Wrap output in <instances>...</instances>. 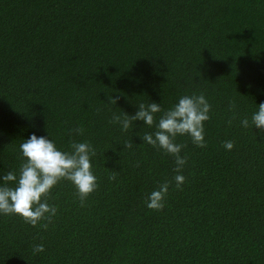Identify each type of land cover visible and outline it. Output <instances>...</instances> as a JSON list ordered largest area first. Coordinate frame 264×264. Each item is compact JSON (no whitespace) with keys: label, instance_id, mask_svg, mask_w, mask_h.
<instances>
[{"label":"trees","instance_id":"16d2710c","mask_svg":"<svg viewBox=\"0 0 264 264\" xmlns=\"http://www.w3.org/2000/svg\"><path fill=\"white\" fill-rule=\"evenodd\" d=\"M191 94L209 118L203 147L175 138L177 188L174 158L139 137L154 126L112 116ZM262 101L264 0H0V174L48 133L92 146L97 183L81 202L60 180L35 226L0 215V264H264V135L240 125ZM164 181L163 208H147Z\"/></svg>","mask_w":264,"mask_h":264},{"label":"clouds","instance_id":"9594fccd","mask_svg":"<svg viewBox=\"0 0 264 264\" xmlns=\"http://www.w3.org/2000/svg\"><path fill=\"white\" fill-rule=\"evenodd\" d=\"M108 103L115 105L116 98L110 97ZM255 110L249 117L241 119L243 128L258 130L257 135H264V101L255 104ZM210 105L203 94L181 95L167 109H161L160 103L140 102L136 111L129 115L123 111L113 114L112 122L117 123L121 131H128L134 121H142L152 132H145L140 137L143 143L158 148L174 158L177 174L173 177L174 186L179 188L184 177L179 169L185 164L180 155L182 145L175 142L177 136L187 135L191 142L203 147L204 122L209 118ZM159 113L155 118L154 114ZM77 135L81 129L74 130ZM127 146V145H125ZM69 150H62L46 136L30 133L18 145L21 163L17 171L9 170L0 174V215H18L29 225L35 226L41 220H49L56 213V207L47 202L51 189L60 181H69L76 190L77 198H84L97 188L96 176L92 171L91 158L95 155L92 146L87 142H70ZM222 147L231 150V140L222 142ZM109 179H114L110 176ZM169 184L162 182L148 193L145 206L159 210L164 206V198ZM33 253L43 251L42 244H36Z\"/></svg>","mask_w":264,"mask_h":264}]
</instances>
